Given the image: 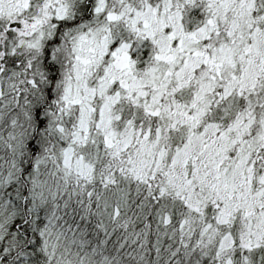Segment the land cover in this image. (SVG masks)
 Wrapping results in <instances>:
<instances>
[{"label": "snow or ice", "instance_id": "6c2138e0", "mask_svg": "<svg viewBox=\"0 0 264 264\" xmlns=\"http://www.w3.org/2000/svg\"><path fill=\"white\" fill-rule=\"evenodd\" d=\"M0 264H264V0H0Z\"/></svg>", "mask_w": 264, "mask_h": 264}]
</instances>
